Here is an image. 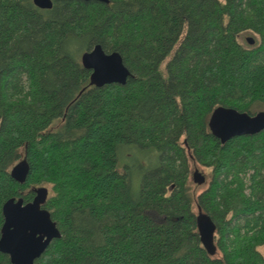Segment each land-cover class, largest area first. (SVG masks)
Returning <instances> with one entry per match:
<instances>
[{"label":"trees","instance_id":"1","mask_svg":"<svg viewBox=\"0 0 264 264\" xmlns=\"http://www.w3.org/2000/svg\"><path fill=\"white\" fill-rule=\"evenodd\" d=\"M96 44L121 55L124 85L91 82L80 57ZM217 106L264 110V0H0V229L7 199L48 186L61 236L36 264H264V130L222 144ZM128 146L157 156L136 192ZM191 162L210 172L197 195Z\"/></svg>","mask_w":264,"mask_h":264},{"label":"water","instance_id":"2","mask_svg":"<svg viewBox=\"0 0 264 264\" xmlns=\"http://www.w3.org/2000/svg\"><path fill=\"white\" fill-rule=\"evenodd\" d=\"M41 9H50L52 0H32ZM108 3L109 0H84ZM246 41L252 45L255 40L247 36ZM84 68L91 71V82L96 86L117 83L124 85L130 75L118 52L106 53L100 44L86 50L80 57ZM208 127L211 134L222 144L235 136L254 135L264 130V110L255 114L238 111L227 106L213 109ZM29 165L25 159L18 161L10 170L11 177L18 183L25 182ZM194 183L202 184L205 177L198 169L192 174ZM34 197L25 202L22 197L7 199L1 208L3 223L0 229V252L7 254L11 264H36L50 242L61 236L50 212L43 207L48 188H33ZM195 222L200 242L210 256L217 252L215 244L216 225L212 218L198 209Z\"/></svg>","mask_w":264,"mask_h":264},{"label":"rangeland","instance_id":"3","mask_svg":"<svg viewBox=\"0 0 264 264\" xmlns=\"http://www.w3.org/2000/svg\"><path fill=\"white\" fill-rule=\"evenodd\" d=\"M120 154H121V157L119 158V164L122 165L123 163H126L132 166V178H131L132 179V189L136 192L139 189L140 178L144 170V167H150V166L155 165L157 163V156L153 154V152H151L150 150L138 149L134 146L124 147ZM195 169H198V171L202 175H204L205 177L204 183L197 184L193 182L192 174ZM209 174H210L209 169L195 162L190 163V187H191V191H193L195 195L199 194L201 191H203L208 186V183L210 180ZM46 187L48 188V186ZM48 191H49V188H48ZM193 211L197 214L198 209L194 207ZM258 250L264 256V245L259 246ZM218 254L219 253L216 252V255Z\"/></svg>","mask_w":264,"mask_h":264},{"label":"flooded vegetation","instance_id":"4","mask_svg":"<svg viewBox=\"0 0 264 264\" xmlns=\"http://www.w3.org/2000/svg\"><path fill=\"white\" fill-rule=\"evenodd\" d=\"M53 1V0H52ZM33 2V1H32ZM34 4V3H33ZM37 7V6H36ZM41 9V8H40Z\"/></svg>","mask_w":264,"mask_h":264}]
</instances>
